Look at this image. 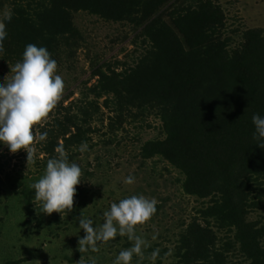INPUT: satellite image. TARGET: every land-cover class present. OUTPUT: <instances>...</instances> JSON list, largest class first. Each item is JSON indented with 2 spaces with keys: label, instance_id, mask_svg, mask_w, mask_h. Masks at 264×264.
Listing matches in <instances>:
<instances>
[{
  "label": "rangeland",
  "instance_id": "1",
  "mask_svg": "<svg viewBox=\"0 0 264 264\" xmlns=\"http://www.w3.org/2000/svg\"><path fill=\"white\" fill-rule=\"evenodd\" d=\"M26 1L31 2L0 0V15L8 10L13 13L0 54V83L11 79V69L31 43L46 47L57 61V74L63 77L65 89L56 108L33 128L37 138L31 145L34 162L27 161L25 151L10 153L0 145V264H92L93 260L95 264H113L133 241L118 235L113 240L98 241L96 252H80L78 241L85 233L78 228L79 218L91 219L98 227L112 203L132 195L154 198L158 203L156 214L136 226V234L147 244L143 256H134L131 264H179L182 236L194 222L207 227L214 236V250L220 255L216 264H253L238 242L235 228L203 217L213 197L201 199L188 194L183 188L185 175L179 168L162 156H147L150 144L165 140L167 134L160 112L138 108L131 102L130 88L140 81L138 69L153 65L145 58L151 47L143 35L144 26L134 20L140 23L144 15L170 24L176 16L171 14L173 9L177 14L192 12L199 1H208L222 12L221 37L228 50L241 47L244 34L252 31L261 42L264 56V0H169L173 9L153 6L148 11L140 3L132 10L125 6L118 9L121 16L113 18L80 9L70 14V29L50 42L34 36L38 22L27 23V15L17 12L13 5H25ZM43 132L48 133L47 139L39 141ZM82 142L88 144L86 152L79 150ZM59 145H63L70 162L80 165L81 183L76 186L71 211L47 215L42 213L31 185L44 175L47 161L57 155ZM129 175L135 177L132 185L124 183ZM248 187L245 219L264 233V183L251 176ZM259 246L264 261V234ZM157 249L159 255L153 260L151 254Z\"/></svg>",
  "mask_w": 264,
  "mask_h": 264
},
{
  "label": "trees",
  "instance_id": "2",
  "mask_svg": "<svg viewBox=\"0 0 264 264\" xmlns=\"http://www.w3.org/2000/svg\"><path fill=\"white\" fill-rule=\"evenodd\" d=\"M140 3L147 11L172 6L169 0H128V4L125 0H31L13 5L27 15V23L38 22L34 36L50 42L70 29L72 12L89 9L113 18L121 16L118 9L132 10ZM188 11L177 14L173 9L176 16L170 24L144 15L140 23L133 21L144 26L151 47L145 58L153 65L138 69L140 81L130 88L131 102L159 111L167 134L165 140L151 143L146 154L162 156L179 168L188 194L213 197L203 217L235 228L253 264H264L259 246L264 233L245 219L251 176L264 183V148L253 139L252 124L254 114L264 116L261 42L255 32L247 31L241 47L228 50L221 37L224 18L218 7L199 1L196 9ZM214 249V236L194 222L182 236L179 264H216L220 255Z\"/></svg>",
  "mask_w": 264,
  "mask_h": 264
},
{
  "label": "clouds",
  "instance_id": "3",
  "mask_svg": "<svg viewBox=\"0 0 264 264\" xmlns=\"http://www.w3.org/2000/svg\"><path fill=\"white\" fill-rule=\"evenodd\" d=\"M11 10L0 15V54L4 51L7 39L6 24L11 23ZM57 61L51 58L46 47L28 44L23 52L22 60L11 69V79L0 83V145L8 148L10 153L23 150L27 153V161L34 162L35 149L31 147L37 139L33 128L56 108L62 99L65 81L57 74ZM253 139L264 148V116L254 114ZM48 133L39 135V141H45ZM79 150L86 152L88 144L82 142ZM57 154L47 161L44 175L31 187L35 190V198L41 203L42 213L51 215L71 211L76 195V186L81 183L82 169L78 163L70 162L63 145L55 148ZM124 183L132 185L135 177L124 179ZM157 201L143 195H132L112 203L109 210L103 213V223L94 227L91 219L79 218V229L85 233L80 238V252L98 251V241H109L118 235L126 236L133 241L132 247L119 252L113 264H131L134 256H143V248L147 241L136 234V226L148 222L157 212ZM153 239L156 237L153 236ZM159 255V250L152 252V259ZM95 264V260L92 261Z\"/></svg>",
  "mask_w": 264,
  "mask_h": 264
}]
</instances>
